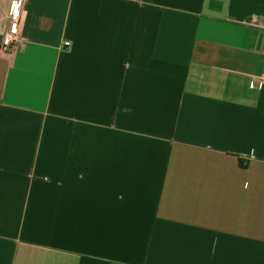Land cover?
Instances as JSON below:
<instances>
[{"label":"crops","instance_id":"crops-1","mask_svg":"<svg viewBox=\"0 0 264 264\" xmlns=\"http://www.w3.org/2000/svg\"><path fill=\"white\" fill-rule=\"evenodd\" d=\"M13 2L0 264H264V0Z\"/></svg>","mask_w":264,"mask_h":264},{"label":"built area","instance_id":"built-area-1","mask_svg":"<svg viewBox=\"0 0 264 264\" xmlns=\"http://www.w3.org/2000/svg\"><path fill=\"white\" fill-rule=\"evenodd\" d=\"M24 0H14L10 11V24L3 37V47L8 48L19 41L20 22L22 19V8ZM70 41L66 40L65 45H70ZM264 78H259L254 82V86L261 87Z\"/></svg>","mask_w":264,"mask_h":264}]
</instances>
